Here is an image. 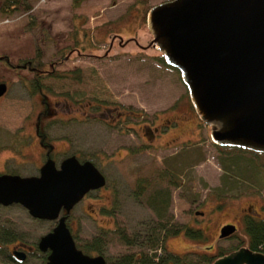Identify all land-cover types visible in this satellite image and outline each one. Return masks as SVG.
Instances as JSON below:
<instances>
[{"label": "rangeland", "instance_id": "obj_1", "mask_svg": "<svg viewBox=\"0 0 264 264\" xmlns=\"http://www.w3.org/2000/svg\"><path fill=\"white\" fill-rule=\"evenodd\" d=\"M162 1L82 0L74 6L72 0H28L29 10L0 11V57H7V61L0 58V82L7 83L0 96V147L26 146L24 156L12 158L13 151L1 150L0 158L10 156L5 163L22 175L35 173L38 125L56 164L70 154L94 161L106 184L71 208L67 225L78 246L102 229L111 231L103 253L108 260L155 251L123 243L113 228L125 227L132 235L140 220L154 217L146 199L157 190L170 192L168 229L190 226L202 234L168 235L166 247L179 254L206 252L215 259L230 248L247 245L241 209L253 202L258 216H264L260 210L264 152L214 142L179 70L165 62L159 49L144 46L151 37L148 11ZM38 51L45 67L36 75L20 65L24 59L36 58ZM33 84L40 90L34 92ZM115 105L141 114L144 121L152 119L153 124L171 123L167 133L171 145H149L137 124H112L107 109ZM157 114L160 117L154 118ZM231 162L234 166L226 169ZM139 177L148 185L135 198ZM226 177L233 181L231 190L227 182L222 185ZM175 179L178 183H171ZM250 191L259 193L258 199L250 198ZM226 221L239 226L234 235L222 238L219 226ZM53 225L54 220L33 218L20 204L0 205L1 242L4 236H17L29 244ZM1 242L0 264L42 261L37 247L25 260L16 261Z\"/></svg>", "mask_w": 264, "mask_h": 264}, {"label": "water", "instance_id": "obj_2", "mask_svg": "<svg viewBox=\"0 0 264 264\" xmlns=\"http://www.w3.org/2000/svg\"><path fill=\"white\" fill-rule=\"evenodd\" d=\"M147 27L144 46L159 49L179 70L213 141L264 152V0H165L150 7ZM6 90L0 82V96ZM105 183L92 160L70 154L56 166L49 157L38 175L0 174V204L17 203L32 217L56 220L37 242L49 250L46 264H107L103 254L77 247L66 222L71 208ZM234 231L235 225H223L220 236ZM212 264H264V252L240 246Z\"/></svg>", "mask_w": 264, "mask_h": 264}, {"label": "trees", "instance_id": "obj_3", "mask_svg": "<svg viewBox=\"0 0 264 264\" xmlns=\"http://www.w3.org/2000/svg\"><path fill=\"white\" fill-rule=\"evenodd\" d=\"M81 1L82 0H72V4L74 6H78ZM20 7L25 10H29L31 8V4H29L28 0H3L0 4V11L6 14L18 10ZM86 34V31H83V35L86 36ZM0 58H3L7 61L6 56ZM20 66L28 67L30 70L36 72V75H39L40 72L44 71L45 63L41 59V54L38 51L36 58L33 57L31 59H24L21 61ZM32 87L34 89V92L40 90L39 86L36 84H33ZM239 150L243 151L244 149L239 148ZM75 155L82 161L88 159L91 160L87 157H81L77 154ZM234 164V162H231V164L229 165L227 164L228 167L226 169L234 166ZM95 165L98 167L96 163ZM227 165L224 164V167H226ZM222 182V185H224L226 182L229 184V190L233 189V181H229L227 177L226 180L222 179ZM171 183L176 184L178 183V180H171ZM147 185V180L144 177H139L136 181V187L133 191V196L135 198H140L141 195L144 194ZM216 188L218 189L219 187ZM146 200L154 212V217L146 220H140L136 225L137 229L132 232V235L126 232L125 227L113 228V232L117 235L118 239L125 244L137 245L140 248H155V251L149 254L147 252H144L143 250H140L138 252L126 253L116 257L114 260H108L107 264H162V262L166 260L168 256L172 255V253L168 251L165 244V239L168 235L175 233L177 234L180 231H183L187 236H191L193 234H199L202 236L199 229L191 228L190 226L183 227L172 225V229L167 228V223L171 218L170 216L168 217V207L170 200L169 191H154L148 194ZM244 226L245 231L248 235V246L252 250L264 252V218H247ZM110 232L111 231L109 230L102 229L100 233L96 234L86 243H83V245H80L78 247L82 249V251L90 255L103 254L105 251V247L108 244V235ZM156 248L163 249L164 252L162 254L157 253ZM175 257L180 264H212V261L214 260V255L198 251H188L182 253L181 255H175ZM39 264H42V261Z\"/></svg>", "mask_w": 264, "mask_h": 264}, {"label": "flooded vegetation", "instance_id": "obj_4", "mask_svg": "<svg viewBox=\"0 0 264 264\" xmlns=\"http://www.w3.org/2000/svg\"><path fill=\"white\" fill-rule=\"evenodd\" d=\"M87 106H91L92 107V103L91 102H88L87 103ZM97 106H99V105L97 104ZM107 112L109 113V115H107L106 118L111 117L112 124H114L117 121H119L121 123V125H124L122 123V121H126V122H131V124H133V125H130L131 127H134L136 124L138 125V127L140 126V129L143 131L142 134H143L144 138L147 139L146 142L149 145H156V144H158L159 147L165 146V145H171L170 143H168V140H167L168 130L170 129V127H172V124L171 123L159 122L158 124H153V120L152 119L149 120V121H144V119H143L144 116H142L141 114H139V113H137L135 111H130V113H127L126 111L117 109V106L116 105L115 106H108ZM103 115H106V114H103ZM137 116L139 117V119L138 118L135 119V117H137ZM141 116H142V119L140 118ZM156 117L159 118L160 115L157 114L154 118H156ZM34 133L36 134V139H37L36 146L39 148L38 149V157H37L38 158V163H37V165H35L36 166V172L35 173L28 174V175H22L19 171H16V170H14L12 168H9L7 166V164L5 163V161L10 156L7 157V155H6L5 157L3 156L2 159L0 158L2 160L1 161V166H0V174H19V175H22V176H30V175H38L39 174L40 167L42 166V164L45 162L46 159H48L49 157H52V155H51V152L49 151L50 150L49 147H47V143L43 141V134L40 132L38 125L35 127ZM19 147H20V143L15 144L14 147H5V148L0 147V154H1V150H11V151L14 152V154L11 155L12 158H15L17 156V154H21L22 156H24L25 155V152H23V149L26 146L24 148H19ZM80 161H82V160H80ZM58 165L59 164H56V166H58ZM90 191H92V190H90ZM90 191H88L83 196V198H85L90 193ZM249 196H250V198L251 197H254L255 200H256V199H258L257 197H259V193H257V192H251L250 191L249 192ZM13 204H17V203H13ZM0 205H3V204H0ZM9 205H11V204H9ZM3 206H7V205H3ZM260 208H261L260 209L261 211H264V203L261 204ZM241 210H242L241 211L242 212V215H240V220L242 218V222L241 223L243 225H245V221H246L247 218H252V217H254V218H256V217L264 218V216H258V214L260 212L259 211H255V209L253 208V202L252 203L250 202V204H248L247 206H244ZM69 212L66 214V222H67V215L69 214ZM64 213H65V211L63 210L62 211V214H64ZM33 218H35V217H33ZM35 219H41V218H35ZM55 224H56V220H54V225ZM226 224H233V225H235V231L232 232V233H230V234H228V235L220 236L221 227L223 225H226ZM53 226L50 229H52ZM237 226H239V224L238 223H234L232 221H226V222L222 223L219 226V231H218L219 237L228 238V237L234 235L236 233V231H237V229H236ZM244 229H245V226H244ZM181 232H183V231H180V233ZM5 237L6 236H4V239L2 240L3 245L6 247V249L8 251V254L13 259H15L16 261H23V260H25L27 258V256L31 253V251H32L33 248L36 249V247H37V249L40 250L38 248V245H37V242H38L39 239L37 241H35V242H32V243H29L28 244V243H25L22 240L21 237H17V236H12V237L8 236L6 238ZM246 239H247V245H244V246L249 247L248 246V235H247V238ZM0 242H1V240H0ZM239 247L240 246L230 248L228 251H226L224 253H220V255H218V257L221 256V255H224L226 253H229V252H231V251H233V250H235V249H237ZM16 251L23 252L24 253V257L22 259L18 258L15 255V253H14ZM168 251L170 253H172V255L171 256H168L166 258V260H164L162 262V264L165 263V262L166 263L167 262H170V264H180L179 261L177 260V258L175 257V255L177 256V255H181V254L176 253V252H172L169 249H168ZM41 252H42L41 253V256L43 257L42 258V264H46V262H47V255L49 253V250L41 251ZM106 261L108 262V259L107 258H106Z\"/></svg>", "mask_w": 264, "mask_h": 264}]
</instances>
